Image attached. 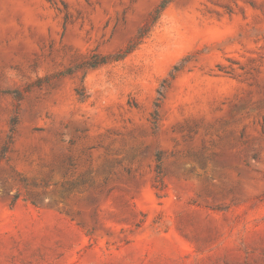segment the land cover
<instances>
[{"label": "rangeland", "instance_id": "rangeland-1", "mask_svg": "<svg viewBox=\"0 0 264 264\" xmlns=\"http://www.w3.org/2000/svg\"><path fill=\"white\" fill-rule=\"evenodd\" d=\"M0 264H264V0H0Z\"/></svg>", "mask_w": 264, "mask_h": 264}, {"label": "trees", "instance_id": "trees-1", "mask_svg": "<svg viewBox=\"0 0 264 264\" xmlns=\"http://www.w3.org/2000/svg\"><path fill=\"white\" fill-rule=\"evenodd\" d=\"M165 6H166V2H163V3L159 6V8L156 10V13H155V16H154V21H156V20L159 18L160 11H161L162 9H164ZM132 49H133V48H130L126 53L130 52ZM13 130H14V129H12V131H13ZM10 138H12V137L10 136Z\"/></svg>", "mask_w": 264, "mask_h": 264}]
</instances>
